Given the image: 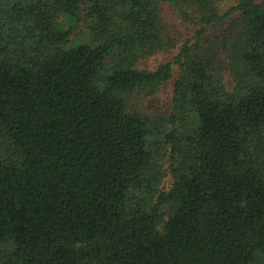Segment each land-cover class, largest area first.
<instances>
[{"label": "trees", "instance_id": "1", "mask_svg": "<svg viewBox=\"0 0 264 264\" xmlns=\"http://www.w3.org/2000/svg\"><path fill=\"white\" fill-rule=\"evenodd\" d=\"M0 264H264V0H0Z\"/></svg>", "mask_w": 264, "mask_h": 264}, {"label": "rangeland", "instance_id": "2", "mask_svg": "<svg viewBox=\"0 0 264 264\" xmlns=\"http://www.w3.org/2000/svg\"><path fill=\"white\" fill-rule=\"evenodd\" d=\"M183 34L185 33L184 30ZM172 85H173V79L170 80L158 93V96L156 97V101L158 103H167V101L169 100L170 94H171V89H172Z\"/></svg>", "mask_w": 264, "mask_h": 264}]
</instances>
